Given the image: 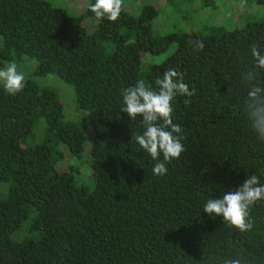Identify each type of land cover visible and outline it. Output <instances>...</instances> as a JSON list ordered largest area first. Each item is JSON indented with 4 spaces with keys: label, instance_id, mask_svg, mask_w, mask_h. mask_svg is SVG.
I'll use <instances>...</instances> for the list:
<instances>
[{
    "label": "trees",
    "instance_id": "trees-1",
    "mask_svg": "<svg viewBox=\"0 0 264 264\" xmlns=\"http://www.w3.org/2000/svg\"><path fill=\"white\" fill-rule=\"evenodd\" d=\"M94 3L71 15L48 0H0V69L25 59L38 75L59 76L81 113L67 120L58 93L31 78L14 96L0 82V264H224L238 254L264 264V201L251 209L250 232L203 212L249 175L264 184V141L244 112L241 76L255 64L252 45L264 53V18L158 35L155 5L134 15L123 0L110 22L95 17ZM168 68L196 92L173 101L185 151L156 176L155 161L132 143L144 129L120 111L121 90L141 80L155 88ZM41 119L45 137L32 143Z\"/></svg>",
    "mask_w": 264,
    "mask_h": 264
},
{
    "label": "clouds",
    "instance_id": "clouds-1",
    "mask_svg": "<svg viewBox=\"0 0 264 264\" xmlns=\"http://www.w3.org/2000/svg\"><path fill=\"white\" fill-rule=\"evenodd\" d=\"M123 8V0H95L90 11L98 20L106 18L110 22L118 20ZM203 41H196L194 51H202ZM251 54L255 64L246 73H242V82L249 85L244 101V112L252 130L258 139L264 141V86L257 82V70H264V53L253 44ZM0 82L9 95L21 93L25 88V77L12 62L0 69ZM195 88L189 89L183 74L174 68H168L162 77L155 80V88L138 81L135 86L121 90V112L126 113L131 121L138 117L143 125V132L132 133V143H136L155 161L152 172L156 176L167 173V164L178 160L185 151L182 144V126L173 122V101L179 96L192 97ZM185 103H191L186 99ZM163 157L161 160L160 157ZM264 201V184L256 175H249L235 191L224 193L220 198L208 199L203 212L211 217H223V223L229 229L235 228L241 233L250 232L254 222L250 218L251 209ZM201 264H209L205 258ZM224 264H249L240 254L236 258L225 260Z\"/></svg>",
    "mask_w": 264,
    "mask_h": 264
},
{
    "label": "rangeland",
    "instance_id": "rangeland-1",
    "mask_svg": "<svg viewBox=\"0 0 264 264\" xmlns=\"http://www.w3.org/2000/svg\"><path fill=\"white\" fill-rule=\"evenodd\" d=\"M57 7L64 8L71 15L83 13L89 0H48ZM128 11L139 15L142 7L153 4L159 10L155 18L154 30L158 35H166L176 31L198 30L207 32L213 25H224L227 28L243 27L251 21L264 18V0H219V8L205 7L202 0H124ZM176 48L173 44L167 51L152 57L153 62H161ZM17 70L24 74L25 79L31 78L41 87H48L58 93L64 106L67 120H78L81 113L78 112L77 96L75 88L57 75L49 74L40 76L35 72L33 62L15 61ZM10 64V63H8ZM7 64V65H8ZM3 69V68H2ZM78 112V113H77ZM89 137L92 131L88 132ZM45 137V121L39 120L30 141L40 142ZM63 148V145H61ZM84 175V172L81 173ZM79 178V177H78ZM84 184L88 185L87 182Z\"/></svg>",
    "mask_w": 264,
    "mask_h": 264
}]
</instances>
